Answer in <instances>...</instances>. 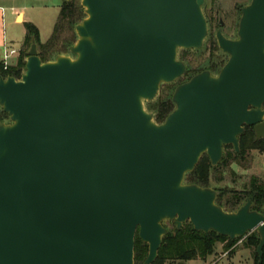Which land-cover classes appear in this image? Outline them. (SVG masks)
Segmentation results:
<instances>
[{"label": "water", "instance_id": "95a60500", "mask_svg": "<svg viewBox=\"0 0 264 264\" xmlns=\"http://www.w3.org/2000/svg\"><path fill=\"white\" fill-rule=\"evenodd\" d=\"M206 0H81L70 54L43 61L35 35L20 78L0 75V264H134L136 235L158 257L173 221L234 240L264 213L236 210L187 182L206 154L240 151L246 126L264 139V0L241 8L237 37L216 32L228 59L179 83L163 122L146 108L187 72L181 49L209 36ZM18 20L22 21V13Z\"/></svg>", "mask_w": 264, "mask_h": 264}, {"label": "trees", "instance_id": "16d2710c", "mask_svg": "<svg viewBox=\"0 0 264 264\" xmlns=\"http://www.w3.org/2000/svg\"><path fill=\"white\" fill-rule=\"evenodd\" d=\"M85 16L86 14L81 2L78 0H64L59 20L56 23L51 38L47 42L42 43L39 38V30L37 26L31 22H25L28 29V35L25 38V42L30 46L31 37L32 35H35L42 60H52L56 54L70 52V46L77 40V38H75L77 37L75 24L79 23ZM68 32H72V34H68ZM211 44L212 51L219 48L214 39L211 40ZM27 50L28 47L20 53L15 65H10L8 68H5L4 64L0 62V75L2 74L5 77L8 75H14L17 78H20L25 68ZM221 54L223 55V53ZM222 62L224 61L222 60ZM171 97L172 95L160 96L156 101L146 103L148 104V110L155 113V118L158 122H163L166 116L173 110L174 103L172 102ZM5 118H8V114L0 107V121ZM239 139L240 151L237 152L232 145H227L225 147L224 157L218 166L213 167L209 157L204 154L195 170L186 174V177L189 179L188 182H196L203 186L211 185L212 174L214 171L218 170L219 166L234 161L238 157L244 158L249 150L257 149L264 151V139L257 140L252 127L247 128ZM217 189L220 191L217 202L226 210H236L249 196H253L252 207L264 213V183L259 182L258 177L253 176L250 188L239 192L233 190L229 191L226 188ZM228 193H231V195L227 196ZM241 239H243L246 246L253 249L255 264H259V255L256 249L260 237L256 230L249 233L244 238L239 237L232 240L215 231H210L209 233L196 231L192 223L189 221L185 222L181 228H178L173 222V227L169 228L168 234L164 236L158 257L153 264H167L168 261H178L180 264H183L184 262L198 258L205 260L209 255L216 252L217 244L219 242L227 241V247H231ZM148 251V244L143 242L139 236L136 235L134 264H145ZM261 264H264V254Z\"/></svg>", "mask_w": 264, "mask_h": 264}, {"label": "rangeland", "instance_id": "374dc122", "mask_svg": "<svg viewBox=\"0 0 264 264\" xmlns=\"http://www.w3.org/2000/svg\"><path fill=\"white\" fill-rule=\"evenodd\" d=\"M64 0H0V5L4 7L3 17L0 12V38L3 39V35L10 47L16 49V57H19L20 53L29 48L25 42V38L28 35V29L25 22L29 19L32 20L39 30V38L42 43L47 42L55 29L56 23L60 17V11ZM81 2V0H78ZM249 0H206L204 5V12L210 18V35L207 38L205 45L202 49H185L180 50V57L183 58L189 66L190 72L178 81L171 84H164L161 87L160 96H171L174 88L179 82L188 79L200 68H203L210 63V58H214L220 54L219 49L212 51L211 40L215 37V31L218 27L219 15H222V19L227 25L226 32L230 35H235L238 21L240 17L239 7L246 4ZM14 7L17 12L25 7L26 21L23 23L16 19ZM72 34V32H68ZM77 38V37H75ZM3 46H0V58L2 56ZM65 54H70L67 52ZM1 62V61H0ZM158 97L154 100L156 101ZM153 102V101H152ZM148 103V102H146ZM148 109V104H146ZM8 120V118H5ZM264 153L259 150H249L244 158H237L234 161L228 162L219 166L218 170L212 174L211 186L215 188H226L231 191H242L249 189L253 176L258 177L259 182L264 183ZM186 177V181H188ZM231 195L228 193L227 196ZM166 227L172 228L173 222L166 220ZM237 244V245H236ZM235 245L227 247V241L219 242L217 244L216 252L209 255L205 260L198 258L192 259L183 264H229V257L222 256L225 251L232 253L236 249H241L246 254V244L243 239L239 240ZM167 264H180L178 261L167 262Z\"/></svg>", "mask_w": 264, "mask_h": 264}, {"label": "crops", "instance_id": "0c3cea01", "mask_svg": "<svg viewBox=\"0 0 264 264\" xmlns=\"http://www.w3.org/2000/svg\"><path fill=\"white\" fill-rule=\"evenodd\" d=\"M12 9L14 10L15 8L12 7ZM3 11H4V7L0 5V12L2 17H3ZM15 11V17L17 19V17H19V15L22 13V22L24 23L26 20V12H25V7H22V10L17 12ZM1 18V17H0ZM20 21V20H19ZM21 22V21H20ZM28 22H32L31 19L28 20ZM25 40V39H24ZM6 39L5 36L3 35V39L0 38V46H3L4 43H6ZM17 55H15L14 57H12L11 59V65H15L18 61V57H16ZM2 59V56L0 58V61ZM2 62V61H1ZM255 150V149H253ZM260 151V150H259ZM262 153H264V151H260ZM264 166V164H263ZM237 245V244H236ZM247 251L245 254V251L243 253V251L239 248L236 249L235 251H232V253H227V251L224 252V254H222V256H228L229 257V264H255V256H254V251L251 247L245 246Z\"/></svg>", "mask_w": 264, "mask_h": 264}, {"label": "flooded vegetation", "instance_id": "af4514ba", "mask_svg": "<svg viewBox=\"0 0 264 264\" xmlns=\"http://www.w3.org/2000/svg\"><path fill=\"white\" fill-rule=\"evenodd\" d=\"M251 0H249L246 4H248L249 2H250ZM206 2V1H205ZM246 4H244L243 6H245ZM205 5V4H204ZM243 6H241V7H239V9H240V13H241V8L243 7ZM240 16H241V14H240ZM206 17H207V19H208V24H209V30H210V25H211V20H210V18L206 15ZM239 19H240V17H239ZM238 23H239V21H238ZM220 27H222L223 28V32H224V34L227 36V37H231V38H236L237 37V30H238V27H237V30H236V33H235V35H230V34H228L227 32H226V28H227V25L225 24V21L222 19V15L220 14L219 15V19H218V27H217V29H216V31H215V37H214V40L216 41V43H217V45H218V42H217V38H216V32H217V30L220 28ZM209 36H211L210 35V33H209ZM208 36V37H209ZM219 47V46H218ZM219 50H220V54H218V55H216L214 58H210V63H208V65L207 66H205V67H203L202 69H200L199 71H201V70H203V69H210V70H212V72L214 73V74H217L219 71H220V69L222 68V66L224 65V63L226 62V60L228 59V55L227 54H225V53H223L222 51H221V49L220 48H218ZM181 50H185V49H181ZM221 53H223V55L221 54ZM179 55H180V51H179ZM180 57V56H179ZM180 59H182L185 63H186V61L183 59V58H181L180 57ZM222 60L224 61V62H222ZM187 64V63H186ZM187 67H188V69H187V72H186V74H188L189 72H190V69H189V66H188V64H187ZM199 71H196L195 73H197V72H199ZM194 73V74H195ZM185 74V75H186ZM184 75V76H185ZM183 76V77H184ZM192 76V75H191ZM182 78V77H181ZM180 78V79H181ZM188 78H190V77H188ZM179 80V79H178ZM177 80V81H178ZM187 80V79H186ZM185 81V80H184ZM181 82H183V81H181ZM181 82H179V83H181ZM5 120V119H4ZM249 127H251V126H246V129H245V131L247 130V128H249ZM253 128V127H252ZM188 182V181H187ZM165 224V223H164Z\"/></svg>", "mask_w": 264, "mask_h": 264}, {"label": "built area", "instance_id": "2783aa9c", "mask_svg": "<svg viewBox=\"0 0 264 264\" xmlns=\"http://www.w3.org/2000/svg\"><path fill=\"white\" fill-rule=\"evenodd\" d=\"M15 54L16 49L14 47H10L7 42L4 43L1 61L5 68H8L11 65V59L15 56Z\"/></svg>", "mask_w": 264, "mask_h": 264}]
</instances>
